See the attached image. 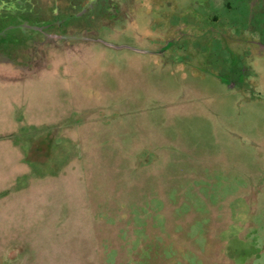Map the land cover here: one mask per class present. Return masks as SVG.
<instances>
[{
  "label": "rangeland",
  "instance_id": "obj_1",
  "mask_svg": "<svg viewBox=\"0 0 264 264\" xmlns=\"http://www.w3.org/2000/svg\"><path fill=\"white\" fill-rule=\"evenodd\" d=\"M127 1L0 66V264H264V0Z\"/></svg>",
  "mask_w": 264,
  "mask_h": 264
},
{
  "label": "flooded vegetation",
  "instance_id": "obj_2",
  "mask_svg": "<svg viewBox=\"0 0 264 264\" xmlns=\"http://www.w3.org/2000/svg\"><path fill=\"white\" fill-rule=\"evenodd\" d=\"M127 0H0V66L21 71L33 46L89 43L88 33L127 15ZM216 19V18H215ZM85 33V34H84Z\"/></svg>",
  "mask_w": 264,
  "mask_h": 264
}]
</instances>
